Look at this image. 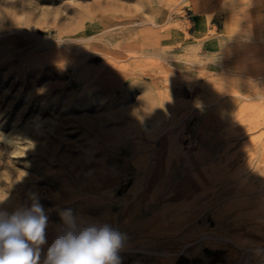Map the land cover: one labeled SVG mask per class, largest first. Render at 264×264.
<instances>
[{"label": "rangeland", "instance_id": "1", "mask_svg": "<svg viewBox=\"0 0 264 264\" xmlns=\"http://www.w3.org/2000/svg\"><path fill=\"white\" fill-rule=\"evenodd\" d=\"M0 211L38 198L120 264H264V0H0Z\"/></svg>", "mask_w": 264, "mask_h": 264}, {"label": "clouds", "instance_id": "2", "mask_svg": "<svg viewBox=\"0 0 264 264\" xmlns=\"http://www.w3.org/2000/svg\"><path fill=\"white\" fill-rule=\"evenodd\" d=\"M62 221L43 264H120L121 233L107 224L75 217L71 210L62 214ZM47 223L38 198L11 214L0 211V264H40Z\"/></svg>", "mask_w": 264, "mask_h": 264}]
</instances>
